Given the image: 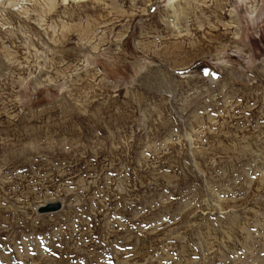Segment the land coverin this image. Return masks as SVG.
Segmentation results:
<instances>
[{"label": "rangeland", "instance_id": "obj_1", "mask_svg": "<svg viewBox=\"0 0 264 264\" xmlns=\"http://www.w3.org/2000/svg\"><path fill=\"white\" fill-rule=\"evenodd\" d=\"M12 1L0 264H264V0Z\"/></svg>", "mask_w": 264, "mask_h": 264}, {"label": "water", "instance_id": "obj_2", "mask_svg": "<svg viewBox=\"0 0 264 264\" xmlns=\"http://www.w3.org/2000/svg\"><path fill=\"white\" fill-rule=\"evenodd\" d=\"M58 208L57 204H48L39 209V212L53 211Z\"/></svg>", "mask_w": 264, "mask_h": 264}, {"label": "bare ground", "instance_id": "obj_3", "mask_svg": "<svg viewBox=\"0 0 264 264\" xmlns=\"http://www.w3.org/2000/svg\"><path fill=\"white\" fill-rule=\"evenodd\" d=\"M5 1H7V0H0V5L2 4V2L4 3ZM17 1L19 2L20 0H13V1H12V2H13V4H12L13 7L16 5ZM20 2H21V1H20ZM5 3H7V2H5ZM8 4H9V3H8ZM10 4H11V2H10ZM19 5H20V4H19ZM170 5L172 6V8H174V6H173V1L170 3ZM2 7H4V6H2ZM172 25L176 26L174 20L172 21Z\"/></svg>", "mask_w": 264, "mask_h": 264}]
</instances>
